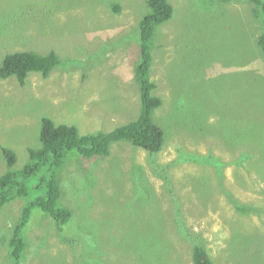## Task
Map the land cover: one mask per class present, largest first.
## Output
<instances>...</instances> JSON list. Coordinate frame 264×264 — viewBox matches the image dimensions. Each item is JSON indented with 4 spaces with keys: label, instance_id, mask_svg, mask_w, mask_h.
<instances>
[{
    "label": "rangeland",
    "instance_id": "obj_1",
    "mask_svg": "<svg viewBox=\"0 0 264 264\" xmlns=\"http://www.w3.org/2000/svg\"><path fill=\"white\" fill-rule=\"evenodd\" d=\"M170 2L175 12L157 28L150 68L163 99L155 113L163 148L152 156L122 140L103 159L68 161L60 201L72 218L58 233L33 210L24 264H89L100 252L104 264H193L191 231L213 264H264V58L256 42L264 21L249 0ZM146 10V0H0V62L18 50H53L61 62L23 85L0 78V174L3 147L16 153L13 169L27 162L44 115L81 133L136 116L129 51ZM242 150L250 159L239 165ZM209 153L224 162L222 175L188 158ZM169 163L168 180L152 170ZM231 197L252 212L237 211ZM30 198L0 208V264H11L12 227Z\"/></svg>",
    "mask_w": 264,
    "mask_h": 264
},
{
    "label": "trees",
    "instance_id": "obj_2",
    "mask_svg": "<svg viewBox=\"0 0 264 264\" xmlns=\"http://www.w3.org/2000/svg\"><path fill=\"white\" fill-rule=\"evenodd\" d=\"M249 1L255 5L256 15L264 21V0ZM146 5L147 10L142 14L137 25V42L133 43L132 51H129L140 103L133 119L110 131L81 133L73 124L57 123L49 115H44L40 119L39 145L36 148L28 147V160L18 170L12 168L16 162L15 151L8 147L2 148V155L8 169L0 174V208L17 197L30 198L32 192L36 193L22 207L19 218L12 227L8 250L11 264H24L23 260L28 248L24 231L33 210H40L49 217L58 233H61L64 226L71 220V209L60 201V176L68 161L103 159L110 154L111 144L122 140L130 142L152 156L163 148L166 130L157 122L155 114L156 110L162 106L163 99L154 93L156 83L150 78L153 58L151 50L157 28L173 17L175 9L170 0H146ZM212 6L218 5L214 2L207 5L210 9ZM116 9L119 10V6ZM256 42L264 58V30L258 35ZM60 63L59 55L53 50L46 53L34 50L12 51L6 53L1 59L0 78L15 77L23 85L31 72H37L46 77ZM240 152L242 153L234 157L233 161L239 165H243L247 160L249 162L250 152L244 150ZM188 158L200 164L211 163L222 175L224 162L211 153L205 156L188 154ZM170 166V163L162 168L153 166L152 170L168 180L167 169ZM254 168L256 169V166ZM160 172H163V176ZM229 201L240 213L252 212V207L247 204H241L232 197ZM189 237L193 245L191 254L193 264H213L206 247L198 239V234L191 231ZM157 243L159 245L160 241ZM103 256L104 253L100 252V257L90 259L89 264H104Z\"/></svg>",
    "mask_w": 264,
    "mask_h": 264
}]
</instances>
